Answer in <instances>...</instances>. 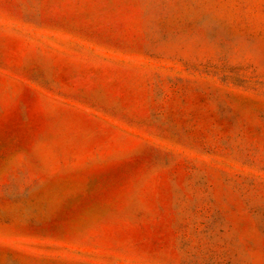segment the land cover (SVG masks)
Wrapping results in <instances>:
<instances>
[{
	"label": "rangeland",
	"instance_id": "374dc122",
	"mask_svg": "<svg viewBox=\"0 0 264 264\" xmlns=\"http://www.w3.org/2000/svg\"><path fill=\"white\" fill-rule=\"evenodd\" d=\"M0 264H264V0H0Z\"/></svg>",
	"mask_w": 264,
	"mask_h": 264
}]
</instances>
